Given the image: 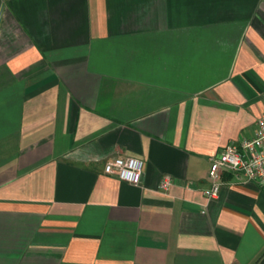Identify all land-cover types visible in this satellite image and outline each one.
Instances as JSON below:
<instances>
[{"label": "crops", "instance_id": "1", "mask_svg": "<svg viewBox=\"0 0 264 264\" xmlns=\"http://www.w3.org/2000/svg\"><path fill=\"white\" fill-rule=\"evenodd\" d=\"M263 110L264 0H0V264H264Z\"/></svg>", "mask_w": 264, "mask_h": 264}, {"label": "built area", "instance_id": "2", "mask_svg": "<svg viewBox=\"0 0 264 264\" xmlns=\"http://www.w3.org/2000/svg\"><path fill=\"white\" fill-rule=\"evenodd\" d=\"M209 186L204 194L209 199L220 196L224 184L223 175L235 174L241 181H258L264 185V110L257 120L254 135L229 143L220 153L210 158ZM107 174L134 185H140L143 176V160L134 156H117L104 165ZM174 180L165 176L162 187L168 189Z\"/></svg>", "mask_w": 264, "mask_h": 264}]
</instances>
